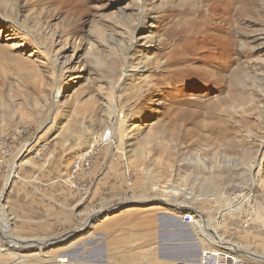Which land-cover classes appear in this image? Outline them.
I'll list each match as a JSON object with an SVG mask.
<instances>
[{
    "label": "rangeland",
    "instance_id": "374dc122",
    "mask_svg": "<svg viewBox=\"0 0 264 264\" xmlns=\"http://www.w3.org/2000/svg\"><path fill=\"white\" fill-rule=\"evenodd\" d=\"M194 46L211 47L199 56L212 62L213 78L225 80L221 91L201 85L208 78L190 62L170 79L166 57ZM0 138L14 148L8 159L0 154L7 173L32 152L41 169L55 154L67 153L68 164L78 155L89 162L79 178L87 191L92 165L108 150L124 177L108 203L79 197L85 221L70 218L64 232L50 225L59 216L49 199L35 208L18 203L15 223L4 205L7 179L1 203L13 235L21 244L48 242L45 255L20 247L28 256L21 264H57L50 261L56 256H68L65 264H169V252L177 261L198 258L197 219L218 217L222 204L212 203L213 187L220 197L245 184L257 208L251 224L233 222L218 233L264 254V0H0ZM251 164H258L252 186L242 171ZM175 203L191 208L177 211ZM185 212L192 221L176 233L188 240L165 248L159 218L176 224ZM94 244L83 261L82 247ZM10 245L2 236L0 264L14 263Z\"/></svg>",
    "mask_w": 264,
    "mask_h": 264
},
{
    "label": "crops",
    "instance_id": "0c3cea01",
    "mask_svg": "<svg viewBox=\"0 0 264 264\" xmlns=\"http://www.w3.org/2000/svg\"><path fill=\"white\" fill-rule=\"evenodd\" d=\"M109 153L111 152H108L107 150L106 152H104V154H100L99 158H97L94 164L92 165L93 168L91 173L93 174V180L91 185L89 183L87 195L89 202L96 198L97 200H100L102 202H105L104 200H107L106 202L108 203L110 199L114 200L113 198H111L112 195L114 196L115 193L122 191L120 189L121 187L118 184V182H121V180L116 181V179H123L124 177L121 176V174L119 175V177H117V172L115 174L114 168L116 167V163L112 157L113 154ZM66 154L67 153L59 155L55 154L53 156L52 160L49 163V166L52 164V161L58 160L60 166L55 170H53L54 168L50 169L51 166H48L45 169L39 168V166H37L35 162L36 160L34 159L33 152L31 154H27L26 157L24 156L20 161H18L16 171L17 173L15 175L10 176L11 181L8 184V188L4 196L5 208L6 210H9L10 216L16 219L15 223H18V221L16 218V210H13V208L20 207L18 203H21V207L24 208L42 207L44 206L42 204H44L45 199H49L51 203L52 201L55 202L57 216L59 217L55 219L54 224L50 225L54 226V228H56V231L57 229L60 230V232L70 230V218L77 219L78 225L83 220L85 221V214L83 208L84 202L79 198V195L76 191L68 189L69 187L59 180L65 174H68L70 172L73 165V161L76 156H78L75 155L71 160V164H68V158L63 159ZM6 165L7 164H0V194L4 191L6 181L9 177V172L7 173L8 165ZM97 170H99V172ZM36 202H41L42 204L39 205ZM104 206L105 205L99 207L104 208ZM97 208L98 207L95 206L94 210ZM92 213L93 211H91V214ZM89 215L90 214H88V216ZM49 217H53L52 212H49ZM170 221L165 223L164 219L159 218V222H161L162 224V227L160 226V230L162 232L164 231L167 233L165 238L163 239L167 240L168 242L165 243V241H162L164 242V244H167L165 248L171 247L169 245L172 244V242H175V238L182 237V235L176 233L178 232V230H180V227L175 224V222L172 223ZM96 245L97 244H94L93 246H91V248L89 247L87 250H85L86 248L82 247V256L89 253H91L92 255L94 253L93 249L94 247H96ZM168 249L172 250V248ZM169 253L172 254H168L170 256L168 260L177 259L173 255L175 254L174 252ZM157 254L158 260L162 259V262L166 260L165 258H163L164 254L163 252H160V249L159 251H157ZM103 256L106 255L103 254Z\"/></svg>",
    "mask_w": 264,
    "mask_h": 264
},
{
    "label": "bare ground",
    "instance_id": "6f19581e",
    "mask_svg": "<svg viewBox=\"0 0 264 264\" xmlns=\"http://www.w3.org/2000/svg\"><path fill=\"white\" fill-rule=\"evenodd\" d=\"M211 6H209V8ZM144 10H146V9H144ZM144 10H141L140 11L141 14H143V12H145ZM210 10H211V8H210ZM225 11H226V9H225ZM224 14H225V12H224ZM223 19H225V18H223ZM223 22H226V21L224 20ZM215 25H218V24H215ZM213 27H216V26H213ZM179 33L181 34L180 31H179ZM169 37H170V35H169ZM132 38H133V36H132ZM226 39H227V37H226ZM131 44H132V41H131ZM199 47H201V46H199ZM178 49H180V48H178ZM180 51L181 52L179 54H177L172 59H169V58L166 57V60H165V62L163 64L166 72L170 74V76H171L170 79L171 80L179 77L180 70H182V65L185 62H190L191 69H192L193 72L202 74V75H204V76H206L208 78V80L200 81V83H202L201 85H203L205 88H208V87L212 88L213 87V84H214V85H216V87L218 88V90L221 91V89H223V87H224V81L225 80L222 77H219V76L213 78L212 62H208L207 59H203L204 57L201 58L199 56V55H202V53H206V52L207 53H211L212 52L211 51V47L203 48L201 50L198 47L195 48V46H194V48H192L190 50L184 49V47H183V49H180ZM178 52H179V50H178ZM175 53H173V54H175ZM202 56H204V55H202ZM205 56H207V55H205ZM193 63L194 64L203 63V64H206L208 67H211V69L210 68H208V69H202V68H198L196 66L194 67L193 66ZM127 67H133V66L127 65ZM160 71L161 70L159 69V72ZM251 100H250V102H252ZM251 106H253V105H251ZM116 113H117V115L120 114L119 111H116ZM226 135H227L226 132L225 131H222V136L225 137ZM223 149L229 150V147L224 146ZM224 159H225L224 161L226 162L225 164H228V163L233 164V163H235V160L232 157H226ZM17 166H18V164H15V163H12V165L10 166L8 180L10 179V176L13 175L16 172V167ZM256 166H258V164H251V165L247 166L246 171L242 170L243 171V174H244L246 180L249 182V185L250 186L254 185L255 184V181H256L255 180V177L252 175V170ZM247 185L248 184H245L244 186H242V185H239V186L238 185H235L230 190L227 189V188L226 189H223L221 191V193L222 194L224 192L225 193L223 195H220V197H219V193H218V190H219L218 187H213V190L211 191L212 195L210 196V198L213 200L212 203L215 204V202L218 201V199L222 203L221 204L220 211L218 212V215L219 216L218 217H215L214 219H207V220L205 219L203 221H202L201 218L200 219H197V223H196L197 225H196V228H195V230H196L195 233H196V236H197L198 240L200 241V246H201L200 247V250L214 249V250H217V251L221 252L226 257H228V256L234 257L236 259L243 260L244 262L249 263V264H264V254L263 253H261V252L258 253L256 251L253 252L254 250L249 253L247 251L248 248L246 249V246H242L238 242H233L230 239L225 238L222 234L218 233V229L220 227L222 229V228L228 226L229 224H232L233 222H235V223L239 222L240 223L241 221H243V225L244 226H249L251 224L249 222H251V220H253L252 217L254 215L255 209H257V208L255 207V204H253V205L250 204L251 198H250L248 192L245 191ZM236 188L239 189V190H237V191H239V194L235 198L231 199L230 197H228V195H229V193H232V192L235 193V191H236L235 189ZM227 192H229V193L227 194ZM2 198H3V195L0 194V239H1L2 236H4V239L6 241H9L10 242V244H11L10 246L11 247H14V249H13L14 251H12L11 253L13 254L14 258L16 259V262H15V259H14V261H13L14 263H11V264H21L22 261H25L27 259L28 256L26 257L25 256L26 254L25 255L22 254L21 251H20V249H19L20 247L24 248L23 246H26L27 248L28 247H31V246L32 247L33 246H37V251H39V254L40 255H45V253L43 251L45 250L44 248H47V243L48 242L46 240L40 239V240H37L34 243L21 244L20 242H22V241H20V238L17 237L16 235H13V233H12L13 232L12 231L13 228L11 227L12 222H9L10 220L8 221L6 212L4 211V205L1 203V199ZM245 206H246V208H245ZM173 207H176V208H174V210H177V211H180L181 208H185V209L191 208L189 205L182 204V203L181 204L175 203L173 205ZM194 212H196L194 214V216H198L199 215V212H197V211H194ZM240 214H242L243 220L242 219L241 220L239 219ZM252 224H254V222ZM62 239L63 238H59L58 240L61 241ZM202 240H204L205 242L207 241V243H208L207 245L209 246V248H207L205 246V244H204V242ZM34 248H36V247H34ZM227 250L230 251V252H227ZM225 252H227V253H225ZM242 252H243V254L244 253H247V254L252 255V256H249L247 254L241 255ZM154 255H156V252L154 253ZM56 258H57V256H56ZM56 258L53 259V260L51 259L50 260L51 263L65 264V263H68L69 262L68 256H66V258H63V257H60L58 259H56ZM84 258H85V255H83V258L82 259H84ZM198 258H192V259H188V260H185V261H189L191 263H195ZM83 261H85V259ZM175 262H177V260H175V259L170 260V261H166V263H169V264H174Z\"/></svg>",
    "mask_w": 264,
    "mask_h": 264
},
{
    "label": "built area",
    "instance_id": "2783aa9c",
    "mask_svg": "<svg viewBox=\"0 0 264 264\" xmlns=\"http://www.w3.org/2000/svg\"><path fill=\"white\" fill-rule=\"evenodd\" d=\"M12 141L7 139L0 138V154L5 158L8 159L14 152ZM3 158V159H4ZM75 164H73L72 171L64 175L59 180L65 184L66 186L70 187L77 191L80 198L85 199L88 195V190L86 191L84 187H81L79 178L81 173L89 166V162L85 160V158L77 157ZM181 219L185 223H189L192 221V214L191 213H183ZM174 264H249L244 262L243 260L236 259L234 257H226L221 252L208 249V250H201L199 258L196 260L195 263H191L189 261L180 260L175 262Z\"/></svg>",
    "mask_w": 264,
    "mask_h": 264
},
{
    "label": "water",
    "instance_id": "95a60500",
    "mask_svg": "<svg viewBox=\"0 0 264 264\" xmlns=\"http://www.w3.org/2000/svg\"><path fill=\"white\" fill-rule=\"evenodd\" d=\"M109 139V137L108 136H104V138H103V140L104 141H107ZM9 184V183H8ZM7 188H8V185L6 186V190H7ZM93 216V215H92ZM95 217V215L93 216V217H91V218H89L86 222H85V225H88V223L89 222H91V220L93 219ZM163 217V216H162ZM176 224L179 226L180 224H185V222H183L182 221V219L180 218V216L179 217H177L176 218ZM59 239V238H58ZM184 240H188V239H186L185 237L183 238V237H177V238H175V242H174V244L175 245H179L182 241H184ZM161 245H163L164 247L167 245V244H164L162 241H160L159 242ZM193 243H195V240H194V242ZM173 244V243H172ZM172 244H170L169 246H171ZM196 244V243H195Z\"/></svg>",
    "mask_w": 264,
    "mask_h": 264
}]
</instances>
